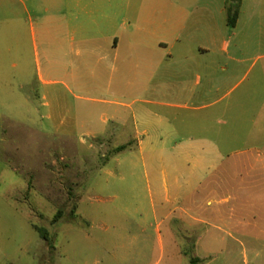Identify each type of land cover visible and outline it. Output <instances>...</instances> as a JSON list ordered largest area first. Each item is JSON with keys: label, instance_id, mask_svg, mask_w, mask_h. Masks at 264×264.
<instances>
[{"label": "rangeland", "instance_id": "rangeland-1", "mask_svg": "<svg viewBox=\"0 0 264 264\" xmlns=\"http://www.w3.org/2000/svg\"><path fill=\"white\" fill-rule=\"evenodd\" d=\"M40 1L0 19V264H264V17L194 2L120 94L47 50Z\"/></svg>", "mask_w": 264, "mask_h": 264}, {"label": "crops", "instance_id": "crops-1", "mask_svg": "<svg viewBox=\"0 0 264 264\" xmlns=\"http://www.w3.org/2000/svg\"><path fill=\"white\" fill-rule=\"evenodd\" d=\"M17 1L22 0H0V19L5 14L2 8H11ZM194 2L197 6L200 0H41L42 39L48 51L54 45L65 55L78 51L85 57L86 67L94 66L93 77L97 78L103 70L108 91L122 94L127 91L130 72L144 69L148 72L147 81H153L162 52L170 48L172 56L187 35ZM240 3L237 24L231 28L235 32L243 22L250 29L258 15L264 17V0ZM227 26L230 28L228 16ZM228 48L225 42L224 50L228 52ZM209 52L208 48H200L201 54ZM256 88L253 86L248 97L260 102ZM119 119L115 116L111 120Z\"/></svg>", "mask_w": 264, "mask_h": 264}, {"label": "trees", "instance_id": "trees-1", "mask_svg": "<svg viewBox=\"0 0 264 264\" xmlns=\"http://www.w3.org/2000/svg\"><path fill=\"white\" fill-rule=\"evenodd\" d=\"M240 0H229V4L227 6V16H228V25L230 27H235L240 15ZM126 150V147H120L119 152ZM36 230L40 233V235L47 239V232L39 227H36ZM201 259L198 257H195L191 260L190 264H200Z\"/></svg>", "mask_w": 264, "mask_h": 264}]
</instances>
